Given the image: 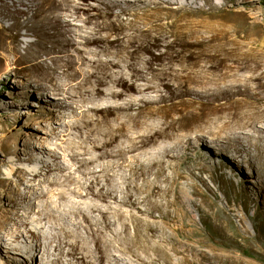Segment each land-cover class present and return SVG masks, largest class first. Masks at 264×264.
Returning <instances> with one entry per match:
<instances>
[{
    "label": "bare ground",
    "instance_id": "6f19581e",
    "mask_svg": "<svg viewBox=\"0 0 264 264\" xmlns=\"http://www.w3.org/2000/svg\"><path fill=\"white\" fill-rule=\"evenodd\" d=\"M140 1L0 0V29L3 31L0 59L4 65L14 74H18L21 67L29 66L49 81L47 86L40 83L34 85L38 91L49 88V96L56 99L50 101L43 98L42 104L47 114H51L48 106L59 111L68 109L71 112L78 110L83 115L90 113V117L81 123L76 120L63 122L61 131L50 126L48 132H44L61 135L63 151L75 145L81 148L79 152L70 149L66 154L69 158L83 154H88V157L79 158L77 166L58 180H46L48 185L58 183L59 188L53 190L47 187L37 194L40 201L36 219L46 223L51 231L41 235L27 227V220L21 222L13 219L16 229L25 227L26 235L33 244L23 249L25 258L12 255L7 249V261L33 264L38 258L36 264H186L189 262L186 254L191 252L194 258L191 264H203L212 256L193 246L179 244L178 239L163 234L162 226L154 224L148 227L146 237L154 242L143 245L142 250L151 247L155 252H162L163 262H155L157 257L160 259L159 256L143 257L135 250L130 252V261L122 258L119 252L124 251L119 244H115L121 230L125 232L127 228L124 222H120L123 216L120 204L130 203L134 206V203L127 197L126 200L118 197L117 180H114L113 187H108L115 172L126 165L129 172L134 173L136 166L128 161L127 155L146 146H157L161 162L183 157L186 150L194 145L192 140L205 143L204 135L195 133L191 139L184 131L175 136L171 146H166L163 140L174 134L173 131L202 130L207 122L210 126L205 132L218 143L216 145L220 144L223 149L233 148L239 153L247 150L243 141L251 143L254 151L251 156L262 159L264 163V49L247 53L242 62L246 74L233 75L210 92L169 86L170 91L159 95L158 99L149 97L146 93L154 86L145 77V72L150 71L153 75L151 48L160 44L159 39L152 37L147 28L133 29L130 34L121 32L124 28L122 23H115L111 19L117 6L121 12L125 10L121 7L124 4ZM209 1L204 0V4ZM232 1L247 4L248 7L254 3L253 0ZM173 2L176 0H157V3L166 6ZM180 3L179 6L184 8L178 14L180 16L214 15L212 6L208 5L206 9L203 6L194 7L193 2L188 0ZM11 19L12 23L3 24ZM76 20H80V23H75ZM19 27H25V33H35L39 29V47L43 49L50 43L49 48L64 54L52 56L49 64H43L44 59L36 61V56L24 58L26 50L22 54L18 47L20 31H11ZM76 37L79 39L76 40ZM67 46H72L74 53H68ZM145 53L148 56H144ZM101 54L110 57L101 58ZM62 77L65 80L59 82L57 78ZM139 79L144 82H137ZM163 85L167 86L166 83ZM101 99L105 100V105L97 103ZM84 101H89L90 105L84 106ZM174 114H177L176 117ZM50 118L47 117L48 122ZM139 126L143 130H139ZM71 129L75 131L71 132ZM42 138L38 132L33 136L38 143L37 149L31 142L23 144V156L25 160L33 161V151L41 155L49 151L52 163L42 161V169L49 172L61 155L48 143L44 144ZM232 143L236 146H232ZM175 147L178 150L174 154ZM130 157L133 161L135 155ZM86 165L93 167L80 168ZM74 172H78V175L74 176ZM39 174L40 170H34L31 177ZM63 185L66 187L62 188ZM68 195L78 200L69 199ZM109 198L113 205L109 204ZM94 212L97 215H91ZM3 217H6V213H3ZM81 229L86 236H81ZM12 237L17 239L18 234ZM88 240L93 242V248L88 246ZM1 246L5 247V244L0 238ZM126 249L129 250V246ZM171 254L181 255L178 263L171 261Z\"/></svg>",
    "mask_w": 264,
    "mask_h": 264
},
{
    "label": "rangeland",
    "instance_id": "374dc122",
    "mask_svg": "<svg viewBox=\"0 0 264 264\" xmlns=\"http://www.w3.org/2000/svg\"><path fill=\"white\" fill-rule=\"evenodd\" d=\"M183 1L176 0L167 6L157 3V0H141L125 6L120 3L125 10L119 12L117 6L111 16L115 23L124 26L121 32L130 34L133 29L147 28L152 37L159 39L160 44L151 48L153 75L150 71L145 72V77L154 86L146 93L149 97L158 99L159 95L170 91L169 86L210 92L233 75L246 74L242 62L247 53L264 49V0H253L252 7L232 0H210L208 4H204V0H188L193 2L194 7L203 6L206 9L212 6L214 15L211 17L178 15L184 11L179 6ZM12 22L11 19L3 24ZM75 23H80V20ZM15 30L20 31L18 47L22 54L26 50L24 58L36 56V61L44 59L42 63L49 64L52 56L64 54L49 48L50 43L43 49L39 47V29L35 33H25V27L11 31ZM2 35L0 29V37ZM66 49L68 53H74L72 46ZM2 53L0 50V56ZM100 57L110 56L101 54ZM81 67L87 68L84 65ZM57 80L63 82L65 78ZM137 82L144 81L139 79ZM35 83L47 86L49 81L29 66L21 67L19 73L14 74L0 59V238L5 244V247H0V264H28L7 261V249L12 255L25 258L23 249L33 244L26 235L25 227L16 229L13 219L27 220V227L41 235L51 231L46 223L36 219L40 201L37 194L47 187L53 190L59 188L58 183L48 185L46 180H58L77 166L79 158L88 157V154H83L69 158L66 154L70 149L79 152L81 148L75 145L63 151L62 136L44 132H48L50 126L61 131L63 122L76 120L81 123L90 117V113L83 115L78 110L59 111L48 106L51 114H47L43 98L50 101L56 99L49 96V88L38 91ZM104 99L97 103L105 105ZM83 105H90V102L84 101ZM47 117H51L49 122ZM209 126L207 122L202 130L173 131L174 134L163 140L166 146H171L175 136L184 131L191 139L195 133L204 135L206 144L192 140L194 145L179 159L170 158L161 162L157 146H146L127 155L128 161L136 166L134 173L129 172L126 165L115 172L108 187H113L114 180H117L118 197L122 200L127 197L134 203V206L120 204L123 213L120 222H124L127 228L125 232L121 230L115 244H119L124 251L119 252L124 260L130 261V252L135 250L143 257L159 256L160 259L157 257L155 262H163L162 252H155L151 247L142 250L143 245L154 242L146 239L148 227L154 224L162 226L163 234L178 239L179 244L193 246L211 255V259L203 264H264V163L262 159L251 156L254 152L251 143L243 141L247 150L239 153L233 148L223 149L220 144L216 145L218 143L205 132ZM138 128L143 130L141 126ZM74 131L71 129V132ZM37 132L43 137L44 144L48 143L61 155L49 172L42 169V161L52 163L49 151L42 155L33 151V161H27L23 156V144L31 142L37 149L38 143L33 139ZM232 146L236 144L232 143ZM173 149L175 154L178 148ZM133 154L132 161L130 155ZM87 167L93 165L80 168L84 170ZM34 170H40L41 174L31 177ZM73 175L77 176L78 172ZM68 197L78 200L73 195ZM108 202L113 205L112 199L109 198ZM91 215L95 216L97 212ZM91 218L94 219L93 216ZM110 218L113 219V216L110 215ZM15 234H18L17 239L12 237ZM80 234L86 236L82 229ZM87 243L90 248L94 247L92 241ZM128 246L129 250L126 249ZM180 256L171 254L170 259L178 263ZM186 259L189 261L186 264H191L194 259L191 252L186 254ZM37 262L38 258L33 264Z\"/></svg>",
    "mask_w": 264,
    "mask_h": 264
}]
</instances>
